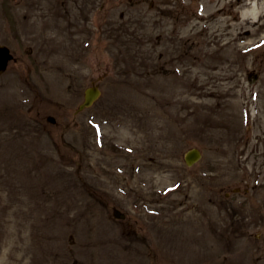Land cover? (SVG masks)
<instances>
[{
  "label": "rangeland",
  "instance_id": "rangeland-1",
  "mask_svg": "<svg viewBox=\"0 0 264 264\" xmlns=\"http://www.w3.org/2000/svg\"><path fill=\"white\" fill-rule=\"evenodd\" d=\"M247 1L0 0V264H264Z\"/></svg>",
  "mask_w": 264,
  "mask_h": 264
},
{
  "label": "flooded vegetation",
  "instance_id": "flooded-vegetation-1",
  "mask_svg": "<svg viewBox=\"0 0 264 264\" xmlns=\"http://www.w3.org/2000/svg\"><path fill=\"white\" fill-rule=\"evenodd\" d=\"M258 3H260V0H257ZM262 8V6H260ZM261 8L258 9V14L255 16L254 20L255 21V26L256 30L255 32V40L248 46L244 47L241 49L242 50V55L241 58L244 60L245 57L251 52L254 54V70L256 71L255 74V80L259 79L260 83L264 81V10H261ZM241 40V43L243 44V40ZM250 43V42H246ZM261 89V88H260ZM258 94V92H257ZM262 95V92H260V96Z\"/></svg>",
  "mask_w": 264,
  "mask_h": 264
},
{
  "label": "water",
  "instance_id": "water-1",
  "mask_svg": "<svg viewBox=\"0 0 264 264\" xmlns=\"http://www.w3.org/2000/svg\"><path fill=\"white\" fill-rule=\"evenodd\" d=\"M11 58L12 55L10 54L9 49L6 46L0 45V74L5 70L8 60H10ZM99 95H100V90L97 87L92 86L86 88L84 92V100L79 105L78 110L91 106ZM48 119L53 121L52 117H49ZM200 157H201L200 151L197 148H192L186 152L184 159L188 165H191L197 160H199ZM114 215L120 218L124 217V215L117 209H114Z\"/></svg>",
  "mask_w": 264,
  "mask_h": 264
},
{
  "label": "bare ground",
  "instance_id": "bare-ground-1",
  "mask_svg": "<svg viewBox=\"0 0 264 264\" xmlns=\"http://www.w3.org/2000/svg\"><path fill=\"white\" fill-rule=\"evenodd\" d=\"M247 3V7L241 11V16L254 18L258 14V8H256L258 3H256V0H248Z\"/></svg>",
  "mask_w": 264,
  "mask_h": 264
}]
</instances>
